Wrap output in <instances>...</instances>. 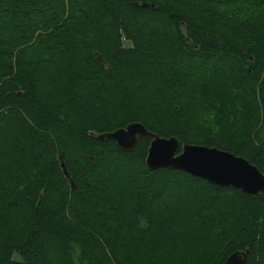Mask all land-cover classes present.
Wrapping results in <instances>:
<instances>
[{"label": "trees", "instance_id": "16d2710c", "mask_svg": "<svg viewBox=\"0 0 264 264\" xmlns=\"http://www.w3.org/2000/svg\"><path fill=\"white\" fill-rule=\"evenodd\" d=\"M131 123L264 175V0H0V264H264V193L96 139Z\"/></svg>", "mask_w": 264, "mask_h": 264}, {"label": "water", "instance_id": "95a60500", "mask_svg": "<svg viewBox=\"0 0 264 264\" xmlns=\"http://www.w3.org/2000/svg\"><path fill=\"white\" fill-rule=\"evenodd\" d=\"M138 138H150L145 166L148 170H176L202 179L219 188H233L247 195L264 193V175L248 160L233 153L202 145L183 143L175 137L164 138L149 132L141 123H131L96 137L113 141L124 151L132 150ZM61 160V156L59 157ZM61 167L67 175L64 164ZM71 187L74 183L71 181ZM247 252L232 253L223 264H246Z\"/></svg>", "mask_w": 264, "mask_h": 264}, {"label": "bare ground", "instance_id": "6f19581e", "mask_svg": "<svg viewBox=\"0 0 264 264\" xmlns=\"http://www.w3.org/2000/svg\"><path fill=\"white\" fill-rule=\"evenodd\" d=\"M133 44V43H132ZM122 45V44H121ZM123 50V49H122Z\"/></svg>", "mask_w": 264, "mask_h": 264}, {"label": "rangeland", "instance_id": "374dc122", "mask_svg": "<svg viewBox=\"0 0 264 264\" xmlns=\"http://www.w3.org/2000/svg\"><path fill=\"white\" fill-rule=\"evenodd\" d=\"M125 44H127V43H125Z\"/></svg>", "mask_w": 264, "mask_h": 264}]
</instances>
